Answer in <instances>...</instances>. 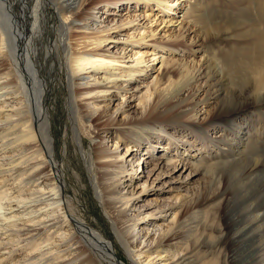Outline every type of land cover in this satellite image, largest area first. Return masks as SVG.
Here are the masks:
<instances>
[{
	"label": "rangeland",
	"instance_id": "374dc122",
	"mask_svg": "<svg viewBox=\"0 0 264 264\" xmlns=\"http://www.w3.org/2000/svg\"><path fill=\"white\" fill-rule=\"evenodd\" d=\"M85 11L89 27L74 29L72 42L114 61L106 73L114 74L110 90L98 100L105 104L103 118L96 120L97 126L112 129L100 132L106 144L115 149L111 125L141 116L146 104L147 110L157 104L170 118L150 136L124 135L118 143L125 169L131 172L140 165L132 184L126 176L119 188L122 193H141L129 212L146 217L138 225L140 235L148 239L167 229L175 212L178 224L170 242L175 251L189 247L188 229L205 225L201 232L206 238L199 250L189 249L186 264L215 258L222 264L223 250L231 264H264V0H94ZM48 18L46 39L56 45L58 17L49 13ZM58 54L48 104L57 153L67 174L70 209L113 237L72 134L65 102L69 88ZM216 70L219 74L210 78ZM103 73L100 70L97 77ZM230 109H235L230 125L204 127L211 117ZM0 111L4 115L9 109ZM174 115L179 118L171 119ZM5 133L0 134V180L8 179L0 183V218L11 194L24 198L35 187L9 191L19 180V165L14 164L10 144L3 143L14 141L17 134ZM133 139L140 145L133 146ZM24 201L20 210L25 209ZM214 217L225 223L222 237L210 227ZM0 235V241L18 238ZM41 238L1 245L0 259H5L0 264H29L28 253ZM116 249L119 260L131 264L119 242ZM3 251L10 253L1 255ZM44 262L38 258L33 264Z\"/></svg>",
	"mask_w": 264,
	"mask_h": 264
},
{
	"label": "bare ground",
	"instance_id": "6f19581e",
	"mask_svg": "<svg viewBox=\"0 0 264 264\" xmlns=\"http://www.w3.org/2000/svg\"><path fill=\"white\" fill-rule=\"evenodd\" d=\"M93 1L0 0V80L3 79L0 82V110L4 107L9 109L4 115L0 111V134L10 129L13 131L5 133L7 137L14 132L17 134L14 141L3 144H10L14 164L19 165L15 168L19 180L13 182L9 191L16 193L35 186L26 194L27 197L17 198L18 194H11L6 206H1L0 234H5L6 238L17 235L18 238L0 241V246L21 241L31 243L37 236H42L28 253L29 264L38 258H43L46 264H128L118 258L116 242H119L131 264H186L191 250H199L206 238L201 232L205 225L202 223L200 227L188 229L189 247L185 251H175L170 242L175 238L178 224L176 213L167 229L157 230L147 239V234L141 236L138 230L139 223L146 217H140L142 212L129 213L141 193L133 190L122 193L119 189L125 183L126 176L132 184L140 168V165L136 169L132 166V171L128 172L119 161L118 143L121 138L124 135L132 138L135 134L150 136L152 129L166 126L170 121L167 111L159 110L157 104L147 110L146 104V112H142L141 116L128 122L124 120L119 126L111 125L115 126L112 131L114 139H117L114 141L115 149L109 147L106 137L100 134L109 133L112 129L96 124V120L103 118L105 104L98 100L105 98L104 94L110 90L107 85L114 74L106 73L112 70L110 66L114 65V61L100 56L97 51L78 49L77 40L72 42L76 37L74 29L89 27L85 10ZM177 7L178 2L172 9L173 13ZM49 13L58 17L56 45L46 39ZM57 53L69 88L65 102L72 134L77 140L78 151L95 196L111 225L113 237L105 236L100 229L83 221L70 209L67 174L57 153L48 104V95L56 80ZM100 70L104 73L97 77ZM218 74L216 70L210 74V78ZM141 102L146 103L144 99ZM234 110L211 117L204 127L230 125ZM177 118L179 116L174 115L171 119ZM6 136L3 135L4 138ZM87 139L90 140L89 145ZM133 142V146L140 145L139 141L133 139ZM128 144L126 151L131 147ZM177 167L175 164L173 168ZM7 179L0 180V183ZM21 199L25 200L24 210H20ZM4 209L9 212H4ZM5 213L13 214L6 216ZM212 220L211 229L224 236L223 219L214 217ZM6 253L10 252L3 251L1 255ZM228 254L222 251V264H231ZM201 264H218V260H203Z\"/></svg>",
	"mask_w": 264,
	"mask_h": 264
}]
</instances>
